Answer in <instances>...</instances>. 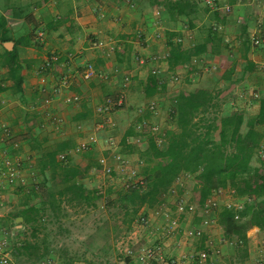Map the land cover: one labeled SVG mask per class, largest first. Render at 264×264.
<instances>
[{
  "label": "crops",
  "instance_id": "crops-1",
  "mask_svg": "<svg viewBox=\"0 0 264 264\" xmlns=\"http://www.w3.org/2000/svg\"><path fill=\"white\" fill-rule=\"evenodd\" d=\"M184 1L0 0V126H8L12 133L7 146L0 145V163L4 149L12 157L27 158L33 166L28 181L40 183L45 177L36 167L40 149L53 141L68 140L71 143L67 151L68 161L84 172L78 182L94 194L98 190H93L91 185L100 186L97 161L109 155L104 143L106 137L112 136L116 151L131 162L140 160L139 153L147 148L149 138L154 140L158 149H164L166 142L161 134L167 130L176 131L174 117L169 115L170 99L180 91L209 92L218 105L219 116L239 111L245 119L253 117L264 93V43L237 59L234 40L239 34L245 36L254 32L264 37V0H235L233 4L218 0L221 5L229 7L230 14L225 17L221 6L215 10L213 18L218 22L216 47L207 35L199 33L196 12L188 15L176 13ZM168 5H171L170 13L166 8ZM208 13L202 14V20L207 19ZM184 23H189L190 27ZM184 26L187 31L183 30ZM38 30L43 32L42 41L35 38ZM180 34L183 36L178 44L181 50L191 54L198 52L201 45L204 49L182 65L170 68L168 53L171 47H176L174 39ZM95 40L101 41L100 47L91 45ZM52 56L57 57V62L47 70L44 63ZM192 59L197 62L192 63ZM57 63H68L71 68L91 63L94 67L96 76L93 79L85 82L78 79V85L70 90L79 96L77 104H65L64 94L51 95V86L62 72ZM149 75L159 80L164 91L148 98L143 91ZM41 78L45 79V85L40 83ZM119 96L123 98V104L108 118L112 127L107 124L103 130L95 131V125L101 122L95 107L106 98ZM46 97L48 104H44ZM152 101L155 102V114L145 108ZM138 108L144 110L137 113ZM52 116L56 120L51 121L49 117ZM141 121L155 125L158 134L151 133L146 125L141 131L136 130L135 124ZM244 130L242 126L240 131ZM91 134L95 135L96 142L86 151H77L76 146ZM250 165H262L264 169V134L260 150ZM174 188L190 201L199 200L192 192L193 181L190 187L183 185L179 189L175 185ZM14 190L1 196L0 207L4 205L0 208L2 224L15 222L16 218L12 219L11 215L22 207L20 194ZM227 194L226 198H218L216 211L226 205L240 207L245 201V198H234L231 191ZM260 198L264 200V192ZM173 201L172 197L164 208L172 214L170 204ZM216 211L211 216L212 225L204 229L203 235L193 240L190 246L181 245L180 233L182 229L198 226L199 215L180 217L178 234L168 239L161 234L162 225H151L155 229L153 234L148 230L144 232L152 241L145 245L161 243L163 254L174 258L178 264H188V257L207 249L208 242L212 245L208 248L209 264H257L264 259V234L250 228L245 233L246 245L240 249L235 246V237H225L216 225ZM11 228L19 230L16 225ZM113 257L120 263L126 256ZM127 261L126 264L136 263L130 257Z\"/></svg>",
  "mask_w": 264,
  "mask_h": 264
},
{
  "label": "trees",
  "instance_id": "trees-1",
  "mask_svg": "<svg viewBox=\"0 0 264 264\" xmlns=\"http://www.w3.org/2000/svg\"><path fill=\"white\" fill-rule=\"evenodd\" d=\"M226 1L229 4L235 2ZM184 2L183 7L175 10L177 14L195 13L202 4L200 0ZM166 8L170 13L171 5ZM211 30L208 40L213 44L218 41V32ZM175 46L168 53L170 68L182 65L204 49L201 45L198 52L188 54L178 45ZM246 64L249 62L246 61ZM163 91L164 86L159 80L149 75L144 85V96L149 98ZM170 105L169 115L174 117L176 131H165L164 149H158L154 140L149 138L147 148L139 153L142 162L139 176L143 187L107 188L105 193L113 196L109 201L110 206L121 213V223L130 227L133 222L139 221V212L143 207L152 209L158 203H169L171 195L168 199L164 196L180 174H188L193 181L192 192L201 201L214 196L217 190L231 191L234 198H245L240 207L221 206L216 211V225L224 236L235 237V246L240 249L245 247L247 230L256 228L264 234V200L260 198L264 192L263 166L250 165L260 150L264 134V93L259 98L257 113L247 119L239 111L219 116L217 103L204 90L180 91L170 99ZM242 126L244 132L240 131ZM70 147L68 140L53 141L42 147L36 167L39 174L45 176L44 180L40 183L31 181L26 189L19 187L14 190L20 194L22 207L11 218H21V230L25 226L29 229L28 239L14 244L12 254L16 258L40 261L48 254V246L38 242L37 234L46 225L59 227L66 209L73 212L86 209L101 197L99 192L91 194L78 182L84 172L69 163L67 151ZM60 155H63V159L59 158ZM21 230L12 231L17 233ZM125 258L121 264L128 262L129 257Z\"/></svg>",
  "mask_w": 264,
  "mask_h": 264
},
{
  "label": "built area",
  "instance_id": "built-area-1",
  "mask_svg": "<svg viewBox=\"0 0 264 264\" xmlns=\"http://www.w3.org/2000/svg\"><path fill=\"white\" fill-rule=\"evenodd\" d=\"M213 0H204V3L208 6L212 5ZM223 10L229 12L230 9L228 6H224ZM157 12L155 15L157 16ZM35 38L38 41H42L43 32L38 30L35 33ZM182 41L180 38H175L174 43L176 45L180 44ZM264 40H255L254 45L263 44ZM93 47H100L101 41L95 40L91 43ZM70 57L68 56V59ZM138 61V60H137ZM57 62V57H49L44 63V68L49 70L52 68V65ZM192 63H196V59L191 60ZM62 69L59 78L51 86V95L59 96L64 94L63 101L67 105L77 104L79 102V96L75 93H72L70 90L75 88L78 85V79L81 82L90 81L96 76L94 67L91 63H85L75 68H71L68 63H57ZM141 64V62H140ZM154 74V72H152ZM174 80H177V77H174ZM40 83L45 85V79L41 78ZM48 97L45 98L44 104H48ZM123 104V98L117 97L115 100L106 98L101 104L95 107V112L100 116L101 122H98L95 125L94 130L100 131L103 130L107 125L112 127V124L109 122L108 118L110 114L115 113L116 108L120 107ZM151 114H155L156 107L155 102H149L145 107ZM144 108H138L137 112L141 113ZM51 121L56 120V118L49 117ZM146 125L147 129L153 133L158 134V129L155 125L150 123H145L141 121L135 124L136 130H142V126ZM79 129V127H77ZM163 137V134H161ZM12 138L11 130L6 125L0 126V145L3 147L7 141H10ZM159 141V140H158ZM96 142V137L94 134L88 135L86 141L79 143L76 146L77 151H86L90 147V144ZM109 155L107 157H100L98 159V164L100 166V173L103 177L107 178L108 181L112 182L114 178L119 176L121 178V186L124 188H133V187H143V181L139 176V168L142 166L140 160L131 162L126 157L119 154L115 139L112 136L106 137L104 140ZM1 163H0V203L1 196L10 191L11 189L19 188L26 189L29 186L28 178L32 174V163L29 159H23L22 157H12L9 155L8 151L5 149L2 151ZM60 159H63V155L59 156ZM264 176V169L262 171ZM182 179H192L188 174H180L175 180L173 187L169 192L164 196L165 199L171 195L174 198L173 201V215L171 217L164 210L166 203H158L152 208L154 215H159L164 220V225L161 226V234L165 239H168L179 232V218L185 216H194L199 215V224L198 226H192L188 229L181 231V245L190 246L193 243V240L198 239L203 235L204 229L212 225L211 216L215 213L218 207V196L222 193L221 190H217L214 196L207 197L204 200L190 201L183 192H178L174 188L175 185H178L179 189L183 186ZM175 189V190H174ZM179 193V194H178ZM1 205V204H0ZM229 207L230 205H226ZM163 222V221H162ZM140 228L148 230L153 234L155 229L151 228V225H146L147 220L144 218H139ZM7 242L0 238V264H9L8 251L6 247ZM211 243H207L204 249L197 251L195 254H191L188 257V264H209L207 262L208 258V248ZM212 246V245H211ZM125 255L130 258H133L134 261L138 264H178V262L172 257H166L163 254V245L159 242L153 243L150 246L140 247L135 252L131 250H125ZM41 264H43L41 262ZM257 264H264V259L260 260Z\"/></svg>",
  "mask_w": 264,
  "mask_h": 264
},
{
  "label": "rangeland",
  "instance_id": "rangeland-1",
  "mask_svg": "<svg viewBox=\"0 0 264 264\" xmlns=\"http://www.w3.org/2000/svg\"><path fill=\"white\" fill-rule=\"evenodd\" d=\"M200 1L202 4L196 10V15L199 17L196 18V21L199 23V33L209 36L211 28L216 32L218 31V22L213 18V12L220 6L223 8L224 5H221L218 0H213L211 6L206 5L204 0ZM205 9L209 13L207 14V19L202 20L201 17H203L202 14L205 12ZM224 14L227 17L230 11H224ZM184 24L188 28L190 27L189 23ZM185 26L183 30L187 31V27ZM181 37L183 36L180 34L179 38L182 41ZM255 40L261 41L264 40V37L259 32L248 33L245 36H242V34L236 36L234 49L237 51V59L238 56L242 59L246 51L259 46L253 44ZM216 42L213 43L215 47L218 44ZM99 179V188H97L98 185L96 186V184L91 185L93 190L97 189L101 194L99 200H96L91 206L83 210L73 212L71 209H66L65 216L60 220L61 225L59 227L56 228V225H46L45 229L37 234L38 242H42L48 246V254L38 262H33L31 259L26 258H16L12 254L15 242L21 239H28V227L25 226L23 230L19 229L21 231L15 233L11 228L12 225H16L15 222L12 221L13 223L11 222V224H2L0 222V238L7 242L9 264H41V262L43 264H121L119 261L114 260V255H120L123 258L125 250L135 252L143 245L146 246V243L152 241V239L145 237V229L140 228L139 221L133 222L130 227L124 226L120 221L121 213L109 204L113 196L107 195L105 191L109 187L120 188L122 183L121 178L117 176V178H114L110 182L107 178L100 175ZM93 180L95 183L96 179L93 178ZM191 181L192 179H182L183 185L187 187H190ZM226 192L228 193V191L223 192L222 190V194L218 198H226L228 195ZM143 211H146V213H142ZM167 213L169 216L174 217L171 211ZM139 218L146 219V225H164V220L161 216L154 215L152 209H146L145 207L140 210ZM162 221L163 223H161ZM95 253L99 255L96 256ZM131 264L138 263L132 262Z\"/></svg>",
  "mask_w": 264,
  "mask_h": 264
},
{
  "label": "water",
  "instance_id": "water-1",
  "mask_svg": "<svg viewBox=\"0 0 264 264\" xmlns=\"http://www.w3.org/2000/svg\"><path fill=\"white\" fill-rule=\"evenodd\" d=\"M15 222H16V228H17V229H21V227H22L21 224H20V222H21V218H16V219H15Z\"/></svg>",
  "mask_w": 264,
  "mask_h": 264
}]
</instances>
